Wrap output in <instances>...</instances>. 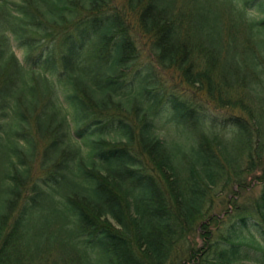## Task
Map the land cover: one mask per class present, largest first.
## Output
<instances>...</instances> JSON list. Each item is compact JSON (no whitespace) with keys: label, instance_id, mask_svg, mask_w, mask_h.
Segmentation results:
<instances>
[{"label":"trees","instance_id":"obj_1","mask_svg":"<svg viewBox=\"0 0 264 264\" xmlns=\"http://www.w3.org/2000/svg\"><path fill=\"white\" fill-rule=\"evenodd\" d=\"M252 180L212 212L220 181ZM247 262L264 264V0H0V264Z\"/></svg>","mask_w":264,"mask_h":264},{"label":"rangeland","instance_id":"obj_2","mask_svg":"<svg viewBox=\"0 0 264 264\" xmlns=\"http://www.w3.org/2000/svg\"><path fill=\"white\" fill-rule=\"evenodd\" d=\"M10 1H20V0H10ZM12 6V5H10ZM252 16V13L250 14ZM133 17V16H131ZM7 33V32H6ZM8 34V43H9V48L10 50H13V52L17 55V57L19 58V60L23 63L24 62V52L23 49L21 47H18L16 44V41L14 40V37ZM166 73H168L167 75L169 77H175L177 75H173L171 73V71H166ZM157 133L158 136L164 140H166V142H171V141H178V139L180 140L181 138H184V135L181 136V134L183 133V131L181 129H179L178 127L172 125L171 123H164L163 125H158L157 127ZM190 129L192 128V126L189 127ZM236 184H228L226 185L224 183V181H220L218 183V188H216L213 191V195H212V212H214L215 214L218 215H222L223 211L225 210L226 206H227V197L232 194V197H237V200L243 201L244 199H249L252 198L253 196H255L259 189V185L255 182V181H251L250 186L246 187L244 190L243 189H239L235 186ZM222 187V188H220ZM235 192V193H233ZM231 197V198H232ZM221 217V216H219ZM199 225V224H198ZM196 225L195 227H193V229H190L188 232V236L185 238L186 240L183 241V243H181V247L184 246H188L189 244H192L197 242V244L201 245L202 244V239L199 237V233H200V228L199 226ZM176 248V247H175ZM176 250H180V248H176ZM247 264H252V262H247ZM253 264H258V263H253ZM261 264V263H259Z\"/></svg>","mask_w":264,"mask_h":264}]
</instances>
